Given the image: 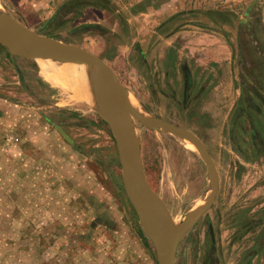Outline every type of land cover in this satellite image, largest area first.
Returning <instances> with one entry per match:
<instances>
[{
    "label": "rangeland",
    "instance_id": "374dc122",
    "mask_svg": "<svg viewBox=\"0 0 264 264\" xmlns=\"http://www.w3.org/2000/svg\"><path fill=\"white\" fill-rule=\"evenodd\" d=\"M254 1L1 0L23 27L100 58L144 115L207 148L219 191L176 264H264V0ZM16 60L20 75L0 55V264H159L113 133L71 85L82 72ZM133 121L147 180L180 226L212 194L208 167L184 139Z\"/></svg>",
    "mask_w": 264,
    "mask_h": 264
},
{
    "label": "water",
    "instance_id": "95a60500",
    "mask_svg": "<svg viewBox=\"0 0 264 264\" xmlns=\"http://www.w3.org/2000/svg\"><path fill=\"white\" fill-rule=\"evenodd\" d=\"M257 2L258 0H255L252 7ZM52 20L46 24L43 30L49 26ZM0 45L8 50L19 75L17 58L32 61L42 58L64 62L76 61L88 70L97 89L104 96L102 116L116 140L125 190L137 212L141 229L152 242L158 263L176 264V253L183 235L211 209L219 191L218 173L203 142L187 130L142 115L134 110L130 103V93L120 83L114 71L100 58L81 47L65 44L54 37H45L42 35V31L35 33L9 16L6 20L0 21ZM133 120H137L151 130L172 133L190 139L208 167L212 181V194L197 215L190 217L178 227L171 226L161 199L147 180L141 156L136 149L135 139L132 135L131 122ZM59 130L64 138L71 141L63 130Z\"/></svg>",
    "mask_w": 264,
    "mask_h": 264
},
{
    "label": "bare ground",
    "instance_id": "6f19581e",
    "mask_svg": "<svg viewBox=\"0 0 264 264\" xmlns=\"http://www.w3.org/2000/svg\"><path fill=\"white\" fill-rule=\"evenodd\" d=\"M6 10L4 9V6L2 5V2L0 0V21H3V20H6V18H8V14H6L5 12ZM63 63V65H65L66 67H70V68H73V69H77L79 70L80 72H82V74H80V76L78 75V77H76V79H74V81H72L71 85L76 89V90H79V89H83L82 92H83V96L85 97L86 95L88 96V100H93L95 101V103L97 102V104H95L93 101V104H95V106L97 105L98 106V110L102 113V108L104 106V96L102 93H100V91L97 89L94 81H93V77L92 75L88 72V70L86 68H84L83 66H80L76 61H69V62H64V61H61ZM61 63V64H62ZM41 64H46V65H56L55 63H51V62H42ZM85 73V74H83ZM75 75V74H74ZM76 76V75H75ZM70 81V80H69ZM69 83V82H68ZM67 83V84H68ZM64 85V84H63ZM66 86V85H65ZM86 92V94L84 93ZM81 94V93H80ZM85 94V95H84ZM86 96V98H87ZM89 97H91V99H89ZM83 99V98H82ZM87 100V99H86ZM132 107L134 110H136L138 113L143 114V112L141 110H139L138 108H136V105L133 103V101L131 100L130 101ZM91 105V104H90ZM92 106V105H91ZM92 108H95L94 105ZM131 130H132V135H133V138H137L138 135H139V131H138V128H137V124H135L134 121L131 122ZM179 138H182L184 139L186 142H188L193 148L194 145L192 143V141L186 137H183V136H178ZM138 193V191H137ZM167 217H168V220L171 224V226L173 228L177 227L178 226V218L177 217H174V216H171L169 213H167Z\"/></svg>",
    "mask_w": 264,
    "mask_h": 264
},
{
    "label": "crops",
    "instance_id": "0c3cea01",
    "mask_svg": "<svg viewBox=\"0 0 264 264\" xmlns=\"http://www.w3.org/2000/svg\"><path fill=\"white\" fill-rule=\"evenodd\" d=\"M213 1H216V0H213ZM179 3L181 5H183V7L185 5L188 6V4H190V0H170V3H168V4L171 5L172 9L173 8L175 9V8H177ZM0 55L4 56L5 58L8 57V56L10 57V54H9L8 50L5 49L2 45H0ZM113 68H115V67H113Z\"/></svg>",
    "mask_w": 264,
    "mask_h": 264
}]
</instances>
